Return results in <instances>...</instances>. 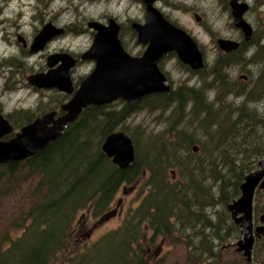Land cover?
I'll use <instances>...</instances> for the list:
<instances>
[{
  "label": "trees",
  "instance_id": "16d2710c",
  "mask_svg": "<svg viewBox=\"0 0 264 264\" xmlns=\"http://www.w3.org/2000/svg\"><path fill=\"white\" fill-rule=\"evenodd\" d=\"M234 53L217 58L202 87L156 93L133 107L122 100L90 105L38 154L0 163V264H164L165 259L149 256L146 227L152 243L160 236L173 239L172 245L183 240L185 259L175 264H221L229 218L221 214L218 222L211 221L206 209L214 201L234 200L252 158L264 156V113L251 106L264 100V47L255 57L262 66L259 75L248 82L228 74V67L243 59ZM208 88L218 92L217 107ZM187 101H192L188 109ZM143 106L163 113L173 108L161 131L129 130L135 160L122 168L103 143L110 133L128 130L126 120ZM195 143L202 157H195ZM144 175L147 200L99 238L80 239L82 213L91 210V218L107 219L120 188ZM10 201L16 207L8 212ZM262 204L255 207L257 214Z\"/></svg>",
  "mask_w": 264,
  "mask_h": 264
},
{
  "label": "rangeland",
  "instance_id": "374dc122",
  "mask_svg": "<svg viewBox=\"0 0 264 264\" xmlns=\"http://www.w3.org/2000/svg\"><path fill=\"white\" fill-rule=\"evenodd\" d=\"M170 1H159V8L161 9V7H163L161 11L165 15L170 14V19L172 21L182 25L186 31L200 43L204 52V59L206 60L203 68L194 70L183 63L175 52L168 53L162 58L160 67L168 77L171 90L185 86L202 87L205 79L204 74L207 75L208 68L216 62L218 57H223L226 54V52L221 50L218 46L217 41L219 38H227L242 41L244 43L243 48L241 50L239 48L234 53L237 54V56L242 54V62L230 65L228 70L226 68L229 76L238 79L237 82L239 83L244 81L248 82L251 78L256 79L258 77L259 73L257 72L261 70L262 66L257 64L255 57L260 48L264 47V0H248L251 4V8L248 12L245 11V20L247 19L256 29V35H253L254 38L246 42H244L241 29H237L233 23L234 18L232 17L231 8H229L230 5L226 6L225 3L221 5L219 0ZM146 11V6L140 0H0V90L2 88L1 63L10 55V51L13 48L12 46L9 48L8 45L2 41L3 36L18 45L17 49L21 55V47H19V44L22 42L17 40V35L30 36L31 41H33L35 35L42 29L43 25L49 22H54L56 25L67 29L64 34L54 38L44 50L32 53V56L27 58L29 59L27 64H25L24 68H21L19 73L15 76L16 78H22L23 73L24 75L32 74L37 70L43 71L45 67L48 72L50 67H48L47 63L50 54L53 55V53L56 52H69L73 55H82L92 46L94 41L95 31L92 30V28L90 29L88 25L89 22L96 20L106 23L108 16L117 18L119 22L124 23L125 28L121 32L120 37L127 46L126 48L132 54L136 55L140 53L141 50L144 51L145 46L138 43L137 33L134 29L129 27L128 19H142L143 22H145L147 15ZM194 12L200 13L204 17V21H197ZM127 27L128 31L125 32ZM256 39H258V42H256ZM79 58H81V56ZM80 61L81 62L73 72V80L75 82L82 81L95 67L93 60L80 59ZM244 75H246V77ZM20 90L15 92L18 93ZM13 92L14 91H12V93ZM217 93L215 88L207 89L209 99L214 101L215 106L218 102L216 99ZM13 94L14 100L23 98V104H27L28 106L35 101V97H29L26 91L21 92L19 95ZM7 95L10 96V93L8 92ZM70 97L71 95L58 91L57 89H47L45 90L44 109L49 111L53 106L58 108L61 103L67 102ZM227 98L230 99V97ZM191 103L192 101H187V109L191 106ZM252 104L251 106L257 105L260 107L264 113V100ZM172 108L173 106L163 113L161 110L148 106H143L142 108L136 107L133 111V115L126 120L128 130L119 129L118 131H125L130 136L129 130L139 126L146 132H159L166 125L164 118L171 113L170 110H172ZM162 114V119H158V116ZM195 145L199 146L198 151H194ZM192 148L195 157H202L204 155L198 143H195ZM262 159H264V156L258 157L256 159L257 162H254V158H252L251 161L253 163L250 164V170L254 171L258 169L260 167L259 162ZM173 169V167H170L169 171ZM244 181L245 178L243 177L240 183ZM145 183L146 180L144 175L136 183L122 186L115 196L113 207L110 211L111 216L107 219L101 220L102 217L100 219L98 218V220L91 218V210L82 213L78 221L80 239L89 237L96 239L107 230L117 227L131 208H137L147 200L149 193H147L148 186L145 185ZM212 183L213 181L211 179H206L207 185H211ZM231 183L232 182H229V184ZM213 186L214 193L217 194L220 189V184L215 182ZM25 188L27 190L28 186L26 185ZM240 194L241 191L239 190L235 198H238ZM216 196H218V194ZM231 201L232 200H230V202ZM262 202H264V191L258 193L255 205L257 206L259 203L263 205ZM15 207L16 203L10 201L6 204L5 209L10 212ZM206 212L211 221L218 222L221 214L223 217L227 216L229 218L228 226H230L228 230H225L228 231V233L226 235L227 237L223 240L224 243L221 249V254L223 256L221 264H246L243 253L237 251L236 243L239 241L238 239L241 236V232L240 227L234 223L231 217L228 204L221 201H214L213 204L206 209ZM11 214L12 213H9V215ZM151 236L152 233L149 232L146 227L145 238L147 244L150 245L148 249L151 259L156 261L159 258H163L165 259L164 264H175L177 261L181 263L184 262L186 248L183 245L184 243H182L183 240H180L181 243L177 242L175 245H172L171 243L175 242L173 239L169 240L160 236L152 243L150 241ZM253 263H264L263 243L261 246L258 244L254 248Z\"/></svg>",
  "mask_w": 264,
  "mask_h": 264
},
{
  "label": "water",
  "instance_id": "95a60500",
  "mask_svg": "<svg viewBox=\"0 0 264 264\" xmlns=\"http://www.w3.org/2000/svg\"><path fill=\"white\" fill-rule=\"evenodd\" d=\"M142 1L147 9L146 21L134 22L133 27L138 33V41L147 45L144 54L136 57L126 51L119 37L121 26L114 18L109 20L108 25L90 21L88 25L95 30V37L92 46L81 55V60H94L93 71L75 90L72 74L79 60L67 52L50 55L48 72L33 76L30 80L39 87L57 88L71 95L61 106L64 113L58 115L57 110L50 111L8 141L1 139L12 129L0 115V163H16L38 154L59 139L66 126L74 123L90 105L101 106L122 99L132 107L151 93L169 92L171 84L160 68L161 59L168 53L175 52L183 63L194 70L204 67V52L200 43L185 29L170 21L155 6L156 0ZM230 5L234 25L242 30L246 41L250 40L253 31L243 17L245 0H230ZM196 18L201 20L199 16ZM64 31V28H58L52 22L47 23L36 35L32 52L44 49ZM217 43L226 53L235 52L241 46L239 41L227 38H219ZM103 149L122 168L130 167L135 160L133 140L125 131L111 133ZM198 150L199 146L195 145L194 151ZM259 165L258 169L245 177L241 184V196L228 204L231 217L242 233V238L236 243L237 251L244 254L248 264L253 262L256 239L264 238V212L259 217V225H255L254 221L255 192L259 186L264 189V159Z\"/></svg>",
  "mask_w": 264,
  "mask_h": 264
},
{
  "label": "flooded vegetation",
  "instance_id": "af4514ba",
  "mask_svg": "<svg viewBox=\"0 0 264 264\" xmlns=\"http://www.w3.org/2000/svg\"><path fill=\"white\" fill-rule=\"evenodd\" d=\"M141 2H143L142 0H140ZM159 1L161 0H156L155 1V6L161 10L163 9V7H161V9L159 8L160 7V4H159ZM166 1V0H165ZM170 1V0H169ZM240 2H243V0H239ZM171 2V1H170ZM220 4L222 5L223 3H225L226 6H229L230 5V0H219ZM246 2V12H248L251 8V4L248 0H245ZM144 3V2H143ZM171 4V3H170ZM224 5V4H223ZM225 7V6H224ZM244 8V6H242ZM229 8H231V5L229 6ZM231 12H232V8H231ZM246 12H244L246 14ZM146 14H147V11H146ZM195 14V17L199 16L201 17V20H199L200 22H203L204 20V17L200 14V13H197V12H194ZM245 14H244V18H245ZM167 18L172 21L170 19V14H166ZM232 17L234 18L233 14H232ZM111 18H114L112 16H108V19H107V22H102L103 24H106L108 25L109 24V20ZM172 18V17H171ZM117 23L120 24L121 28H120V33H119V37H120V34L121 32L123 31V29L125 28L124 27V23L123 22H119L117 20V18H114ZM197 19V18H196ZM141 20V21H140ZM138 19V20H134V19H131L129 18L128 21H129V27L134 29L133 27V23L134 22H139V23H143V20L142 19ZM247 20V19H246ZM198 21V20H197ZM174 22V21H172ZM247 22H249L247 20ZM55 26H57L58 28H64V27H60L58 25H56L54 22H52ZM175 23V22H174ZM234 23V22H233ZM250 23V22H249ZM177 26L185 29L182 25L178 24V22L175 23ZM46 24L43 25L42 29L44 28ZM251 27H252V31H253V35H256V29L253 27V25L250 23ZM237 27V26H236ZM239 27H237L238 29ZM40 29L39 32L42 30ZM91 29V28H90ZM240 29V28H239ZM64 33L67 31V29L64 28ZM93 30V29H92ZM135 30V29H134ZM186 30V29H185ZM95 31V30H94ZM128 31V27L125 29V32ZM242 31V30H241ZM38 32V33H39ZM135 32L137 33V31L135 30ZM37 33V34H38ZM63 33V34H64ZM243 33V32H242ZM36 34V35H37ZM35 35V37H36ZM62 35V34H60ZM58 35V36H60ZM252 35L251 39L254 38ZM18 38L17 40H19L20 43L19 44V47H21V55H20V52L19 50L17 49L18 45L15 44L14 42H12L11 40L7 39L6 37L3 36V39L2 41L5 42L8 47L10 48V46H12L13 48L11 49L10 51V55L8 57H6V59L3 60V62L1 63V66H2V79H1V83H2V88L0 90V115L2 117H4L7 121H8V124L9 126L11 127V132L9 134H6L1 140H4V141H8L10 140L11 138L13 137H16L18 133H20L22 131V129L29 125L30 123L34 122L36 119L38 118H41L43 117L46 113L50 112V111H53V110H57L58 111V115L60 114H63L64 112L62 111L61 109V106L63 103L60 104V106L58 108H55V109H50L49 111H46L44 109V100H45V90L47 89H57V88H46V87H39L33 83H31V80L30 78L33 77V76H36V75H40V74H46L47 71H46V67L44 68L43 71H35L34 73L32 74H25L23 73L22 75V78H16V74L19 73V70H21V68H24L25 64H27L28 60L27 59L28 57L32 56V53H37L39 52L40 50H44L48 44L53 40H51L44 49H40L38 51H34L32 52V46L34 44V41H35V37L33 39V41H31V37L30 36H27V35H17ZM244 36V34H243ZM21 37L23 39H21ZM57 37V36H56ZM55 37V38H56ZM95 37V36H94ZM121 39V37H120ZM250 39V40H251ZM122 41V39H121ZM137 41H138V33H137ZM237 41V40H236ZM241 43V46L240 48L242 47V45L244 44L242 41H239ZM244 42H246L245 38H244ZM125 49L127 52H129L131 55L133 56H136V57H139V56H142L145 52V50L147 49V45L141 43L138 41L139 44H142L143 46H145V49L144 51L141 50L140 53H137L136 55L132 54L126 47V45L124 44V42L122 41ZM16 50V51H15ZM237 51V50H236ZM57 53H63V52H56V53H53V54H57ZM69 53V52H67ZM230 53H233V52H230ZM71 54V53H70ZM52 55V54H50ZM73 55V54H71ZM167 55V54H166ZM165 55V56H166ZM74 57H76L79 61L76 65V67L78 66V64L81 62L79 57L81 55H73ZM164 56V57H165ZM163 57V58H164ZM94 61V60H93ZM161 62V61H160ZM61 62H59L58 64H56L55 67H57ZM95 63V61H94ZM96 64V63H95ZM189 66V65H188ZM76 67L74 68V70L76 69ZM192 69V68H191ZM74 72V71H73ZM72 78H73V74H72ZM74 82V86H75V90L78 88L80 82ZM22 89V90H20ZM17 90H20L18 93H16L15 91ZM59 91V89H57ZM12 91H14L13 93H15L16 95H19L21 92L23 91H26L27 94L29 95V97H32L34 96L35 97V101L33 104L31 105H27V104H23L22 102V99L23 98H18L16 100H14V97H13V93ZM10 93V96L7 95V93ZM153 94H156V93H153ZM44 98V99H43ZM138 104V103H137ZM136 105V104H135ZM134 105V106H135ZM133 107V106H132ZM25 160V159H24ZM23 161V160H22ZM260 192V191H264V189H262L260 186L257 187L256 189V194L257 192ZM256 196V195H255ZM257 197V196H256ZM254 213H255V216H254V221H255V225H259V217L260 215L258 216V214L256 213V208H254ZM240 232H241V229H240ZM242 238V233H241V236L239 239ZM238 239V240H239ZM258 240L259 239H256V243H255V247L257 246V243H258ZM262 240V239H261ZM263 244H264V240H263ZM253 264H257V263H253Z\"/></svg>",
  "mask_w": 264,
  "mask_h": 264
},
{
  "label": "bare ground",
  "instance_id": "6f19581e",
  "mask_svg": "<svg viewBox=\"0 0 264 264\" xmlns=\"http://www.w3.org/2000/svg\"><path fill=\"white\" fill-rule=\"evenodd\" d=\"M152 94H153V93H151V94L147 95L146 97H148V96H150V95H152ZM146 97H145V98H146ZM238 252H239V251H238ZM240 253H242V252H240ZM243 255H244V254H243ZM262 264H264V263H262Z\"/></svg>",
  "mask_w": 264,
  "mask_h": 264
}]
</instances>
